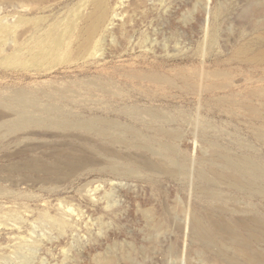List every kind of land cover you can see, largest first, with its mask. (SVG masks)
Masks as SVG:
<instances>
[{
	"label": "rangeland",
	"instance_id": "1",
	"mask_svg": "<svg viewBox=\"0 0 264 264\" xmlns=\"http://www.w3.org/2000/svg\"><path fill=\"white\" fill-rule=\"evenodd\" d=\"M90 2L0 0V22L21 16H36L45 23L78 17L90 12ZM108 4V28L95 37L89 55L44 72L0 63V91L8 93L21 86L37 89L47 83L74 86L75 80L89 76L83 74L86 67L106 73L114 65L118 71L109 82V92L96 90L88 96L81 91L77 98L88 97L92 106L116 110L122 122H165L171 130L178 128L182 132L176 141L180 155L193 168L211 153L200 139L197 121L228 152L258 155L264 162V144L253 134L258 121L235 113L239 111L236 106L228 109L215 102L217 96L232 93L239 97L264 87V64H247L233 56L236 46L245 41L264 46V36L259 37L264 31V0H108ZM77 22H82L79 17ZM212 32L214 40L209 42ZM28 35L24 33L21 39ZM7 42L14 43L12 39ZM4 49L1 54L8 50ZM131 68L156 69L171 76L180 69L192 74L217 69L227 74L217 80L228 87L200 96L120 74ZM251 100L260 103L255 96ZM124 105L137 107L140 115L124 112ZM149 111L159 117L153 118ZM37 136V141L48 146L59 138L51 131ZM3 142L0 264H213L190 240V211L202 205L193 175L184 179L149 173L147 178V168L137 164L136 176L119 179L100 170L108 158L98 155L90 164L53 176L32 175L24 182L9 171L16 145L10 139ZM5 152L12 155L5 157ZM113 153L119 161L137 157L136 150L122 143L113 146ZM239 206L244 207L243 203Z\"/></svg>",
	"mask_w": 264,
	"mask_h": 264
},
{
	"label": "bare ground",
	"instance_id": "2",
	"mask_svg": "<svg viewBox=\"0 0 264 264\" xmlns=\"http://www.w3.org/2000/svg\"><path fill=\"white\" fill-rule=\"evenodd\" d=\"M90 8L88 14L78 15L81 24L74 15L66 19L55 18L50 23L42 22L36 16L1 21L0 51L5 46L8 50L0 53V63L31 66L44 72L85 58L94 48L95 37L108 28V0H91ZM26 32H29L28 37L21 39ZM262 35L264 31L259 37ZM7 39L14 43L8 45ZM208 40H214L213 32ZM233 56L247 64L263 65L264 46L245 41L236 46ZM111 67L112 70L106 73L101 69L91 72L86 67L83 74L89 76L75 80L74 86L47 83L38 90L21 86L8 93L0 91V152L4 154V139H10L16 145V151H11L13 161L7 162L12 175H19L24 182L32 175L53 176L63 169L90 164L98 155L108 158L100 170L119 179L136 176L137 164L147 168V178H150L149 173H166L175 178L182 175L184 179L193 175L202 205L200 209L197 206L198 210L190 211L191 242L199 246L204 256L209 255L213 264H264L262 158L249 153L228 152L217 137H210L203 123L197 121L200 139L210 147L211 153L197 161V167L193 168L188 159L180 155L176 141L182 132L178 128L171 130L165 122L140 121V125L122 122L116 116V110L92 106L88 104V97L77 98L81 91L88 96L94 95L96 90L109 92V82L118 71L114 65ZM120 74L129 80L178 87L200 96L219 87H228L217 80L226 74L217 69L197 70L193 74L180 69L171 76L156 69L131 68ZM251 96L257 97L260 103H253ZM215 102L228 109L236 106L239 111L234 110L235 113L256 119L258 124L253 134L264 144V87L253 88L239 97L232 93L217 96ZM123 111L132 116L141 113L137 107L128 105H124ZM149 113L153 118L159 117L154 111ZM49 131L59 138L51 145L49 143L50 146L37 141V135ZM117 143L136 150L137 157L119 161L113 153ZM142 152L156 160H149ZM8 154L5 152L4 156ZM240 203L244 207L240 208Z\"/></svg>",
	"mask_w": 264,
	"mask_h": 264
}]
</instances>
